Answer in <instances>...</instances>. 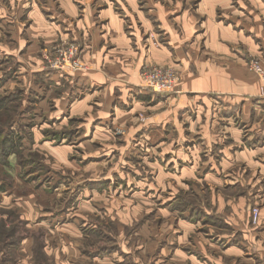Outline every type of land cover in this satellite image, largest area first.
<instances>
[{
    "label": "rangeland",
    "instance_id": "rangeland-1",
    "mask_svg": "<svg viewBox=\"0 0 264 264\" xmlns=\"http://www.w3.org/2000/svg\"><path fill=\"white\" fill-rule=\"evenodd\" d=\"M240 3L241 9L234 5L240 15L249 16V9L259 14L258 1ZM60 11L57 0H0V59L4 61L0 68L18 65L15 79H9L0 93L20 89L23 106L29 103L27 96L35 99L28 112L32 118L23 119L35 124L30 130L32 143L25 139L22 155L12 154L8 165L0 164V184L5 186L0 191V250L5 253L1 264H173L164 255L189 250L199 237L215 239L200 215L194 228L187 223L197 216L191 217L190 209L196 212L208 205L209 193L222 189L249 199L244 217L249 212V223L258 226L259 217L253 223L251 210L256 207L260 212V204L250 195L261 183L252 186L253 174H244L240 164L232 170L245 181L227 190L221 183L181 178L173 164L162 162L158 167L159 150L149 145L153 139L141 137L142 130L137 129L160 110L135 103L133 129L129 122H113L108 110L104 119L93 115L99 106L96 100L103 96L102 86L79 80V72L85 70L83 40L64 35L61 24L60 32L56 30L49 40L45 36L55 18L61 19ZM203 16L199 14V19ZM148 35L144 42L149 46ZM154 39L160 40L156 35ZM72 44L77 51L70 55ZM234 45L247 68L255 60L264 62L263 54ZM166 94L135 86L127 89L125 103L117 101L116 106L130 108L141 95ZM82 97L89 98L84 112L79 109L84 101L77 102ZM13 105L1 111L3 121L5 115L16 113ZM58 130L66 134L55 142L51 132ZM173 202L183 210H171Z\"/></svg>",
    "mask_w": 264,
    "mask_h": 264
},
{
    "label": "crops",
    "instance_id": "crops-1",
    "mask_svg": "<svg viewBox=\"0 0 264 264\" xmlns=\"http://www.w3.org/2000/svg\"><path fill=\"white\" fill-rule=\"evenodd\" d=\"M57 1L61 19L55 18L45 36L49 40L56 30L60 32L61 24L64 35L83 40L85 70L79 72V80L102 86L98 110L92 112L97 119L106 118L108 110L113 122H129L133 129L134 104L146 103L147 108L160 111L138 125L137 131L153 139L149 145L159 150V168L162 162L173 164L181 178L187 175L230 189L245 179L232 170L240 164L244 174H253L252 186L261 183L260 190L250 195L260 204L258 226L249 223V212L244 217L243 208L250 205L244 194L230 196L224 189L216 190L209 193L210 206H199L196 212L189 207L191 217L197 216L187 223L194 228L203 218L202 225L213 231L215 239L196 238L189 250H175L164 255L165 260L264 264V96L257 76L234 45L264 57V0H253L258 1L260 12L249 9V16L239 14L241 0L234 4L239 11L231 0ZM199 14L204 16L199 19ZM151 31L159 37V46L144 42ZM148 64L174 66L178 79L173 92L157 98L141 95L132 107H117V101L125 103L127 89L140 85L139 70ZM88 100H77L78 104L84 101L79 107L82 112ZM4 255L0 250V264Z\"/></svg>",
    "mask_w": 264,
    "mask_h": 264
},
{
    "label": "trees",
    "instance_id": "trees-1",
    "mask_svg": "<svg viewBox=\"0 0 264 264\" xmlns=\"http://www.w3.org/2000/svg\"><path fill=\"white\" fill-rule=\"evenodd\" d=\"M4 61L0 59V66H3ZM16 65V64H15ZM10 66L7 68H0V89L1 87L6 84L9 79H15V74L18 69L17 66ZM20 89L16 88L11 92H7L6 90L0 93V164L1 165H8V157L12 154H18L22 155L23 152V145L24 140L28 139L31 143V127L34 126V122L32 120L24 121L23 119L25 116L32 118L31 115H28V112L31 108L34 107V98H29L27 96L26 101H28V104L21 103V95L18 93ZM21 103V104H20ZM11 104L14 108H16V113H14L12 116L5 115L7 118V121H3V114L1 111L6 110V108H13L10 107ZM5 120V119H4ZM69 133V132H67ZM66 132L63 130L53 131L51 132V139H54L55 142H60L62 138L65 137ZM71 132L69 133V135ZM29 135V137H28ZM31 138V139H30ZM30 157V155H29ZM28 159H23L22 163L27 164ZM31 161V160H30ZM26 162V163H25ZM36 169V168H35ZM34 170V169H33ZM5 186L3 184H0V191H3ZM174 203V202H173ZM171 203L170 208L171 209H181L182 207L179 206L180 203ZM184 208V207H183ZM182 208V210H183Z\"/></svg>",
    "mask_w": 264,
    "mask_h": 264
},
{
    "label": "built area",
    "instance_id": "built-area-1",
    "mask_svg": "<svg viewBox=\"0 0 264 264\" xmlns=\"http://www.w3.org/2000/svg\"><path fill=\"white\" fill-rule=\"evenodd\" d=\"M148 40L152 45L159 46L158 41L154 39V34L149 33ZM77 51L76 45H70V55L75 54ZM248 70L255 74L260 82V94L264 96V62L255 60L250 63ZM140 88L143 90L154 93H171L174 90L175 82L178 79V71L167 65H144L139 71ZM259 217V209L253 207L251 210V221L256 223Z\"/></svg>",
    "mask_w": 264,
    "mask_h": 264
}]
</instances>
